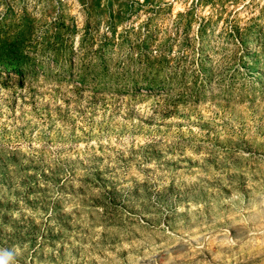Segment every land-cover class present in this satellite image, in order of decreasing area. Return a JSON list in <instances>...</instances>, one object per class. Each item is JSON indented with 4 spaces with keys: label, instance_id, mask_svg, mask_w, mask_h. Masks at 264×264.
<instances>
[{
    "label": "rangeland",
    "instance_id": "obj_1",
    "mask_svg": "<svg viewBox=\"0 0 264 264\" xmlns=\"http://www.w3.org/2000/svg\"><path fill=\"white\" fill-rule=\"evenodd\" d=\"M0 260L264 264V0H0Z\"/></svg>",
    "mask_w": 264,
    "mask_h": 264
},
{
    "label": "clouds",
    "instance_id": "obj_2",
    "mask_svg": "<svg viewBox=\"0 0 264 264\" xmlns=\"http://www.w3.org/2000/svg\"><path fill=\"white\" fill-rule=\"evenodd\" d=\"M0 264H6V261L0 260Z\"/></svg>",
    "mask_w": 264,
    "mask_h": 264
},
{
    "label": "trees",
    "instance_id": "obj_3",
    "mask_svg": "<svg viewBox=\"0 0 264 264\" xmlns=\"http://www.w3.org/2000/svg\"><path fill=\"white\" fill-rule=\"evenodd\" d=\"M236 34H237V36H239L238 32H236ZM8 55H9V54H7V57H8ZM4 64H5V63H3V65H4Z\"/></svg>",
    "mask_w": 264,
    "mask_h": 264
}]
</instances>
